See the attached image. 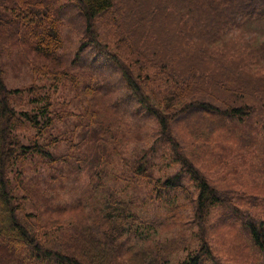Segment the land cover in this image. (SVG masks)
Returning a JSON list of instances; mask_svg holds the SVG:
<instances>
[{
  "label": "trees",
  "instance_id": "obj_1",
  "mask_svg": "<svg viewBox=\"0 0 264 264\" xmlns=\"http://www.w3.org/2000/svg\"><path fill=\"white\" fill-rule=\"evenodd\" d=\"M70 8L82 37L69 52ZM253 17L264 0H0L5 40L40 61L37 81L12 89L0 53V248L24 256L5 264L170 263L167 225L215 209L232 210L228 226L264 258V197L252 194L264 178L226 179L230 162L264 174V41L228 37ZM26 172L15 191L12 174ZM66 196L82 210L58 219ZM198 240L176 264H214Z\"/></svg>",
  "mask_w": 264,
  "mask_h": 264
},
{
  "label": "rangeland",
  "instance_id": "obj_2",
  "mask_svg": "<svg viewBox=\"0 0 264 264\" xmlns=\"http://www.w3.org/2000/svg\"><path fill=\"white\" fill-rule=\"evenodd\" d=\"M70 14L71 17H69L70 20L64 19V36H67V50L70 52L72 50H75L79 46V42H81V31L80 30V25L81 22L78 18L76 20H79V23L75 24V17L76 14L74 11L70 8L67 12ZM4 30L0 29V41L4 42L5 48H2V58L7 62V67L5 68L6 71V82L8 86L12 89L15 88H22L26 87L30 84H32V81H37L36 78L39 77L38 74H34L32 69L33 65L39 64L40 61L28 50L29 46L28 45H22L20 42L13 38H8L6 41V35L4 34ZM229 38L236 39L238 41H250L255 44H259L264 41V18H251L248 20L246 23L243 24V26L238 29L234 30ZM99 58V57H98ZM97 58V59H98ZM142 125L145 127H154L153 122L151 121H146L143 122ZM158 137V136H157ZM159 139V137H158ZM78 141V140H75ZM80 142V141H79ZM259 146V145H257ZM125 147V146H124ZM122 147L123 150H126V156L128 153L135 150L134 152L136 153L137 156H139V152H141V145L139 143L136 144H130L128 145L127 148ZM256 147V146H255ZM116 167L119 165L121 168L125 167L126 173L131 172V167L128 165L127 161L125 158H122V165H120V162L118 159H115ZM203 163V162H202ZM204 164V163H203ZM205 166V164H204ZM195 167L199 169L200 172L203 174L205 173L204 168L202 167L201 164L195 163ZM227 167V166H226ZM179 168H177L178 170ZM227 169L231 174L226 178L228 181H232L234 179V176L240 177L244 176V178L252 180L254 178H264V174L260 173L259 168L253 169V166H251L249 163L248 164H241L240 162H230L228 164ZM207 170V169H206ZM208 171V170H207ZM29 172H26V174L21 175V174H12V182L15 187V191H17L16 187L23 188L28 184L27 181V175ZM166 174V173H164ZM213 175L217 177H222L224 176L222 173H213ZM212 178V174L209 176ZM85 181L83 178L82 181ZM264 184V183H263ZM70 185V183H69ZM222 190H224V193L228 197L233 196V191L230 189H225V185H221ZM136 190H134L135 192ZM63 192V190H61ZM22 192H18V197L17 201L20 202L23 206V209L26 214L32 213V208L28 206L30 204L29 201H27L23 195L21 194ZM64 193H68L66 190ZM195 188L193 187L191 189V194L189 195L190 198L195 197ZM256 197L263 198L264 197V188L263 190L255 193H252ZM247 200L253 199L257 200L255 197H248L247 195H244ZM66 203L68 206L66 207V212H60L58 219H64L67 217V219H72L75 218L82 210L81 206L77 205L76 202L72 200L70 197H65ZM230 199V198H228ZM258 201V200H257ZM232 203H234L232 201ZM256 211L257 209H252ZM233 211L232 210H226V209H215L212 213V215H207V218H204L202 220L194 219L193 217L188 221H183L182 222H172L167 225L169 232L167 233L169 236L168 241L166 242V246L169 248L168 252H170L173 256L170 257L173 258L172 262L168 263V260L166 261H161L162 264H176V259L178 257H187V255L193 253L194 249L198 247L199 245L201 246L200 240H198L200 237H207L208 243L210 245L209 248L213 250V262L217 264H233L231 259H234L237 257V254L239 257L244 258L246 261V264H264V258L263 257H258L254 253L252 249L245 248L242 245V240L238 237L237 235V230L240 231L241 235H245V232L241 231L238 226H235L234 229L230 228L228 225V220H230V217L232 215ZM95 213L93 212H87L84 213L81 218H87L88 221L91 220L92 215ZM65 216V217H64ZM203 224H206L205 230L201 227ZM175 231L180 232L183 234L181 238L177 237H171L173 236V233ZM18 256V249L16 252H14L8 244L3 243V245L0 248V259L4 261L3 264H5L7 259H11L13 262L16 259V254ZM254 255L257 256L254 257ZM20 256V257H19ZM19 258H23L24 256H21L19 254ZM15 263V262H14Z\"/></svg>",
  "mask_w": 264,
  "mask_h": 264
}]
</instances>
